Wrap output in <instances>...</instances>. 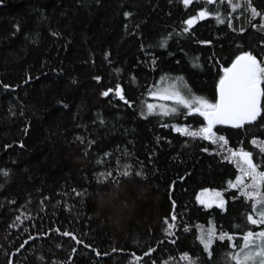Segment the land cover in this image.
I'll return each instance as SVG.
<instances>
[{
  "label": "trees",
  "instance_id": "obj_1",
  "mask_svg": "<svg viewBox=\"0 0 264 264\" xmlns=\"http://www.w3.org/2000/svg\"><path fill=\"white\" fill-rule=\"evenodd\" d=\"M2 3L0 264H189L180 259L184 252L195 264H225L233 250L227 239L213 243L209 258L196 238L199 226L229 234L262 228L246 220L251 201L228 187L238 170L223 159L227 153L175 131L198 128L203 117L183 108L163 115L159 105L174 102L148 94L182 78V89L214 101L221 66L240 51L260 58L264 21L252 17L245 0H233L241 4L235 10L227 0L207 5L225 23L209 16L187 33L183 21L204 0ZM251 3L264 12V0ZM148 103L158 106L153 113ZM215 131L228 147L251 151L254 162L264 159L250 143L264 141L259 120ZM206 188L223 191L224 208L198 203Z\"/></svg>",
  "mask_w": 264,
  "mask_h": 264
},
{
  "label": "snow or ice",
  "instance_id": "obj_2",
  "mask_svg": "<svg viewBox=\"0 0 264 264\" xmlns=\"http://www.w3.org/2000/svg\"><path fill=\"white\" fill-rule=\"evenodd\" d=\"M2 2L3 0H0V3ZM182 2L185 6H188L193 3V0H182ZM217 3L223 4L224 0H204L205 7L200 8L196 15L183 21V24L187 25L183 28V32H189V29L198 20H203L209 16H215L218 24L225 23V19L221 18L219 11L212 12L207 9V5ZM227 3L231 5L233 10L241 7L240 3H233V0H227ZM245 4L247 9H250L253 18L259 16L264 21V12L258 11L252 5L251 0H245ZM125 15L128 16L130 13H125ZM228 27H232L231 20H228ZM252 27L256 28L257 24H252ZM259 27L264 28V23H261ZM233 30L235 31V29ZM239 31L243 32L244 29L240 28ZM53 35H58V33H53ZM163 46L161 44V47ZM107 55L108 53H105V57ZM193 66L197 67L199 65L194 63ZM220 72L222 74H219L216 83L217 95L214 101L194 94L191 89L187 88L186 84L182 89L180 86L183 83L182 78H177L170 85L158 88L148 94L161 100L174 102V106L159 105L163 115L180 114V109L183 108L187 110V114H197L203 117L205 123H202L198 128L193 129L190 125L174 126L175 131L193 139L200 138L210 141L211 144L218 146L219 151L227 153L223 159L234 164L238 170L235 179L227 182L228 187L236 189L245 200L251 201L252 212L246 214L247 222L256 226L264 225V170H261L264 159L260 162H254L251 151H247L243 147L235 149L228 147V139L214 131L217 125H230L232 128L241 129L245 125L258 122V120L260 127L264 128V115H262L264 113V104H262V101H264V54H261L258 58L251 50L240 51L227 67H220ZM94 79L99 81L101 77L96 76ZM163 79L162 77L161 80L163 81ZM4 87L8 88L9 85L5 84ZM112 91L113 89L109 88L101 92V95L108 96ZM115 93L121 100H125L119 84L115 87ZM146 107L148 113H153L158 106L148 103ZM250 143L259 150L258 155L264 157V141L253 138ZM204 151H208V149L205 148ZM105 155H108V153H105ZM129 167V165H125V168ZM123 174L127 176L129 172L125 171ZM136 174L140 175L139 172ZM4 175L7 176L8 172L4 171ZM107 175L111 176L112 173L108 172ZM208 192V189H202L196 196V200L205 207H211L215 203L218 207L223 208L224 200L221 193L213 190V194L209 196L207 195ZM16 219L19 220L20 217L18 216ZM172 219L175 220L176 217L173 216ZM165 222H167V219ZM172 227V224H168L169 229ZM185 230H188L187 226ZM63 235L70 236L72 234L65 232ZM237 236H239V242H236ZM196 238L203 245V250L209 258L212 255L211 247L213 243L216 240L224 242L227 239L228 247L233 250L225 253L223 257L225 264H264V228L258 231L249 229L241 234H229L224 231L218 233L214 225H210L207 229L199 226V235ZM72 239L78 244L83 243V241L77 240L75 236H72ZM85 247H90V245H85ZM72 251L75 252V249H72ZM152 251L153 249L149 248L145 255ZM97 255H100V253L97 252ZM40 259H43V257ZM139 259L140 257H136L137 261ZM180 259L187 260L189 264H195L188 252L182 253Z\"/></svg>",
  "mask_w": 264,
  "mask_h": 264
},
{
  "label": "rangeland",
  "instance_id": "obj_3",
  "mask_svg": "<svg viewBox=\"0 0 264 264\" xmlns=\"http://www.w3.org/2000/svg\"><path fill=\"white\" fill-rule=\"evenodd\" d=\"M214 131H215V128H214ZM206 189H208L209 190V192L207 193V195H209V196H211L212 194H213V190H215V191H217V192H220L221 193V195H222V197H223V200H224V207H225V203H226V198H225V195L223 194V191H221V190H219V189H209V188H206ZM201 191H199V193H200ZM198 193V194H199ZM199 203V202H198ZM200 204V203H199ZM202 205V204H201ZM204 206V205H203ZM212 206H217V204H215V203H213L212 204ZM211 206V207H212ZM223 207V208H224ZM207 208H209V207H207ZM262 228H264V225H262Z\"/></svg>",
  "mask_w": 264,
  "mask_h": 264
},
{
  "label": "water",
  "instance_id": "obj_4",
  "mask_svg": "<svg viewBox=\"0 0 264 264\" xmlns=\"http://www.w3.org/2000/svg\"><path fill=\"white\" fill-rule=\"evenodd\" d=\"M3 6V3H0V7Z\"/></svg>",
  "mask_w": 264,
  "mask_h": 264
}]
</instances>
